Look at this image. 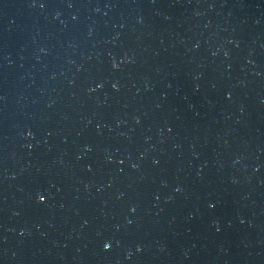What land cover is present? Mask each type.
<instances>
[{"label": "water", "instance_id": "1", "mask_svg": "<svg viewBox=\"0 0 264 264\" xmlns=\"http://www.w3.org/2000/svg\"><path fill=\"white\" fill-rule=\"evenodd\" d=\"M0 264H264V0H0Z\"/></svg>", "mask_w": 264, "mask_h": 264}, {"label": "snow or ice", "instance_id": "2", "mask_svg": "<svg viewBox=\"0 0 264 264\" xmlns=\"http://www.w3.org/2000/svg\"><path fill=\"white\" fill-rule=\"evenodd\" d=\"M40 6H41V7H44L45 5H44L43 3H41ZM177 191H179V189H177ZM38 198H39V200H40L41 202H43V201L46 199L45 196H44L43 194H39ZM133 211H135V209H133ZM129 223H131V221H129ZM103 247H104L106 250L109 249V248L111 247L110 242H105V243L103 244Z\"/></svg>", "mask_w": 264, "mask_h": 264}]
</instances>
